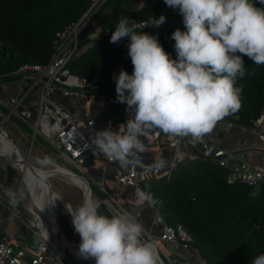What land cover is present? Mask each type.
Segmentation results:
<instances>
[{"label": "clouds", "instance_id": "9594fccd", "mask_svg": "<svg viewBox=\"0 0 264 264\" xmlns=\"http://www.w3.org/2000/svg\"><path fill=\"white\" fill-rule=\"evenodd\" d=\"M164 2L179 8L186 28L171 36L176 59L169 57L155 36L137 33L135 24L126 17L119 20L110 38L111 43L122 38L130 41L133 73L121 70L115 83L116 102L126 103L131 116L125 134L108 128L97 131L92 143L122 168L139 163L137 153L145 150L140 137L154 129L173 137L201 140L217 122L241 107L242 86L236 83L245 75L242 56L264 65V8L251 0ZM155 22L158 27L165 17L161 15ZM157 166L163 167L164 162ZM138 197L149 204L156 202L143 190ZM104 203L112 210L107 201ZM100 207V201L86 198L76 210L69 208L81 238L79 256L94 258L95 264H163L157 246L141 240L140 223L128 213L112 210L111 216L101 214ZM252 264H264V254Z\"/></svg>", "mask_w": 264, "mask_h": 264}, {"label": "built area", "instance_id": "2783aa9c", "mask_svg": "<svg viewBox=\"0 0 264 264\" xmlns=\"http://www.w3.org/2000/svg\"><path fill=\"white\" fill-rule=\"evenodd\" d=\"M107 1L92 0L89 8L79 20L56 33L54 52L48 63H25L12 73L18 76L24 85L21 91L11 96L7 103L0 101L1 105L9 109L7 113L0 111V116H3L4 121H9L12 116L26 121L33 129L31 147L37 142V133H41L61 158L78 169L80 173L74 171L77 175L83 174L84 178L87 175L90 179L85 178L89 184V189L84 191L85 198L88 195L93 201H100L104 211L110 216L113 214L112 210L119 214H130L142 225L141 240L157 246L163 264H193L191 260H185L178 255L179 246L184 251L198 254V249L191 244L192 236L186 229L181 224L166 223L160 209L154 204H148L153 210L150 224H143L139 219L141 214L129 212L123 204L121 188L132 187L139 192L143 190V183L148 180L164 177L169 181L180 165L190 158L202 156L227 168L229 183L241 182L258 190L264 187V166L248 162L245 149L217 146L208 139L207 134L201 140L194 141L191 136L173 137L164 134L159 129H154L147 136L140 137L145 150L137 153L139 163L127 168H122L118 162L108 159L95 147L92 140L97 131L109 128L123 135L126 133L125 124L131 116V113L126 110V103L116 102V94L99 91L90 78L79 76L70 69L72 60L79 52L81 35H84L90 43H95L101 35H109L110 30L101 27L97 20V15ZM147 2L148 0H139L134 7L141 9ZM161 15L165 16L164 10L147 19L131 18L129 21L135 24V31H141L139 34L147 33L156 37V33L144 30L156 25L155 20H158ZM57 96L90 99L96 101L102 110L118 107L122 125L117 124L115 118L111 116L101 121L95 117L84 119L75 117L65 106L58 103ZM239 117L235 115L230 120L221 121L229 129L237 125L243 129L253 128L264 141V112L254 121L252 127L239 124ZM0 123L4 124L3 121ZM151 146L164 147L165 152L142 164ZM260 149L264 151V146ZM93 156L100 157L102 161L99 178L91 176L85 169V162ZM161 161L164 162V166L158 167ZM110 173L111 176H109ZM91 180L103 192L100 200L94 196ZM0 187L4 190L1 184ZM12 194L0 193V203L11 212V219L7 221L0 237V264H68L60 253L61 248L65 250L72 264H94L91 259L86 260L72 252L70 245L79 251L81 238L80 241L70 239V236L63 231L58 210H56L59 218L57 221L60 222L61 235L56 229L57 222L52 226L53 224L48 222L45 215H41L38 210L36 212L26 205L21 194ZM6 195L10 199H7ZM11 198L16 200L15 204L11 202ZM105 201L112 206V210L106 207ZM19 203L25 207L24 212L18 208ZM67 211H69L68 208ZM16 221L26 228V232L31 233L35 242L33 246L25 243L28 238L26 234H18V231L14 229ZM68 222L73 232L76 233L70 213H68ZM20 238L23 239L22 242L19 241ZM65 242L67 243L63 244ZM203 264L207 263L203 260Z\"/></svg>", "mask_w": 264, "mask_h": 264}, {"label": "trees", "instance_id": "16d2710c", "mask_svg": "<svg viewBox=\"0 0 264 264\" xmlns=\"http://www.w3.org/2000/svg\"><path fill=\"white\" fill-rule=\"evenodd\" d=\"M91 1L0 0V84L20 79L12 73L25 63H48L56 33L79 20ZM138 1L108 0L97 20L110 30L109 35H101L95 43L85 37L80 40L70 69L90 78L99 91L117 95L115 80L120 71L133 73L129 39L110 42L121 18L143 20L164 10L165 22L144 31L156 33L169 57L177 58L171 36L177 29L186 31L179 8L167 6L164 0H148L138 9L134 7ZM251 2L264 8L260 0ZM242 59L245 75L236 83L242 86L241 107L222 120L239 115V124L252 127L264 112V65H255L247 56ZM143 191L151 193L166 223L186 229L207 264H252L264 254V187L255 190L245 183H229L227 168L194 158L180 165L169 181L158 177L144 182Z\"/></svg>", "mask_w": 264, "mask_h": 264}, {"label": "rangeland", "instance_id": "374dc122", "mask_svg": "<svg viewBox=\"0 0 264 264\" xmlns=\"http://www.w3.org/2000/svg\"><path fill=\"white\" fill-rule=\"evenodd\" d=\"M80 37L82 39L84 35H81ZM23 85L24 82L21 81V79L0 84V101L7 103L11 96L17 95L21 91ZM8 110H9L8 107L0 104L1 112L7 113ZM2 121L4 122L3 126L5 127V129H7L8 132H10L11 135L16 139V141L20 145L21 151L25 154V156L28 157V161L37 168L43 170L48 175V178L50 180L49 186L51 185L53 190L56 191L57 194L61 196L60 198L62 200L65 199L68 202V204L71 206V210H76L87 198V197L85 198L84 190L82 189L81 185L76 179L65 176L60 169L54 167H56L55 164H58L66 169L73 170L75 172L76 171L79 172L78 169H76L71 163L61 158L59 153L50 147L47 139L41 133H37V142L31 147L33 129H31L29 124L26 121H24L22 118H19L17 116H12L9 119V121H4L3 116H0V122ZM227 136L235 139V134L233 133H229ZM184 152H186V150ZM191 160L192 159L190 158L189 161ZM11 164H13L12 161H10L9 159L5 158V156L0 154V184L4 188L3 191V189H1L0 187V193H6V192L17 193V194L19 193L27 203H30L31 196L33 194L31 192L30 183L27 179L24 178L23 172L14 164H13L14 166H12ZM86 171L88 170L86 169ZM93 173L92 174L89 173V174L92 175L93 177H97V174L93 175ZM80 175H81L80 177L87 182V180L85 179L88 178L87 175H85V178L82 177L84 176L83 174ZM109 176H111V173L109 174ZM87 187L89 188L88 182H87ZM91 188L93 190L94 196L100 200L103 196V192L100 191V189L95 185V183L92 180H91ZM122 195H123L122 202L124 204L123 198L126 197L127 193H122ZM131 195L138 196V193H131ZM6 198L10 199L8 195H6ZM11 200H13V198H11ZM146 204L148 205L149 203L146 201ZM18 208L23 212L25 211V207L21 203L18 204ZM36 209L41 213V215H44L42 214L41 210L38 209L37 206L35 205V211ZM127 209L129 212H131L130 207H128ZM56 210L59 211L63 231L70 236V239L80 241L79 235L73 232V230L69 226L67 207L62 203H60V205L55 206L54 209L55 216L53 218L55 223L57 222V220H59ZM99 211L101 214L110 216L107 212L104 211L103 206L100 207ZM10 213L11 212L8 211V213L5 215V219H3L0 223H3L4 221V225H7V220L9 219L8 221H10L11 219ZM139 219L140 221L145 222L144 215H141ZM14 223H15L14 229H16L15 227H17L18 225H20L18 232H23V229L26 232V228L23 227L19 222L16 221ZM29 239L32 240L33 238L30 237ZM19 241L22 242L23 239L20 238ZM178 249H179L178 255L183 259L191 260L193 264H203V259H201L197 253L195 252L192 253L191 251L189 252L184 251L180 246ZM94 261L93 263L95 264Z\"/></svg>", "mask_w": 264, "mask_h": 264}, {"label": "crops", "instance_id": "0c3cea01", "mask_svg": "<svg viewBox=\"0 0 264 264\" xmlns=\"http://www.w3.org/2000/svg\"><path fill=\"white\" fill-rule=\"evenodd\" d=\"M57 101L61 105L65 106L75 117H79L82 119L88 117H95L98 118L99 121H101L104 118L111 116L115 118L117 124H120V126L122 125L121 113L118 107L109 110H102L96 101L83 100L77 97L57 96ZM229 133L235 134V139L228 137L227 135ZM207 137L211 142L215 143L219 147L245 149L244 151L245 157L248 162L254 165L264 166V151L260 149L261 147L264 146V141L259 137V135L253 128L243 129L240 125H237L229 129L223 121H219L217 122L213 130L207 133ZM164 152H165L164 147L151 146L150 148H148L147 153L143 158L142 164L147 163L148 161L153 159L156 155H159ZM85 166H86L85 168L88 170L87 171L88 173L92 174L94 172L93 175L97 174V177L98 176L100 177V170L102 166V161L100 157L97 156L91 157L85 162ZM121 190L122 193H127L126 197L123 198L125 206L127 208L130 207L131 213L133 214L140 213L141 215H144L145 216L144 220L146 223L142 221L141 222L145 225H149L150 217L153 210L149 207V205L146 204V201H141L137 195L134 196L131 195V193H139V192H137L132 187H125V186L122 187ZM7 213H8L7 208L0 203V214H1L0 222L3 219H5V215ZM5 227L6 225H4V221L3 223H0V237L3 231L5 230ZM15 228L17 231H19L20 225H18ZM24 232L25 231L23 229V232H18V234H26L28 238L26 239L25 243L31 244L33 246V244L35 243L34 239L32 240L29 239L31 237V233L29 231L25 233Z\"/></svg>", "mask_w": 264, "mask_h": 264}, {"label": "bare ground", "instance_id": "6f19581e", "mask_svg": "<svg viewBox=\"0 0 264 264\" xmlns=\"http://www.w3.org/2000/svg\"><path fill=\"white\" fill-rule=\"evenodd\" d=\"M19 147V146H18ZM0 154L5 156V158L9 159L13 162V164L18 167L20 170H22L21 166H19V162L25 163L27 166V169H23L24 178L27 179L30 183L31 192L33 193L31 196V202L27 203L24 199L23 201L26 203V205L35 211V205L38 209L41 210L42 214H44L50 224H53L54 226L55 222L53 220L54 218V209L56 205H60V203L66 205V207L69 209L71 206L66 202L64 199L62 200L60 195L57 194L56 191L53 193L49 192V183L44 178L48 176L43 170L40 168H37L33 164H31L28 161V157L25 156V154L19 149H17L16 145L10 141L4 130L0 129ZM43 162V161H42ZM11 164L12 166H14ZM56 168L60 169L61 172L67 176L71 177L73 179H76L79 184L81 185L82 189L84 191L88 190L87 182L78 176L73 170H69L64 168L63 166H60L58 164H55ZM87 198L88 195L86 196ZM23 198V197H21ZM59 207V206H58ZM37 211V209H36ZM67 242L63 243L66 244ZM70 245V243H68ZM70 248L72 252L79 255V251L72 245H70ZM92 261L94 259L90 258ZM95 262V261H94Z\"/></svg>", "mask_w": 264, "mask_h": 264}, {"label": "water", "instance_id": "95a60500", "mask_svg": "<svg viewBox=\"0 0 264 264\" xmlns=\"http://www.w3.org/2000/svg\"><path fill=\"white\" fill-rule=\"evenodd\" d=\"M0 128H2V129L4 130V132H6L8 139H9L10 141H12V143H13L14 145H16L17 149H19V148H20V145L18 144V142L16 141V139L11 135V133L8 132L7 129H5V127L3 126V123H0ZM18 146H19V147H18ZM20 150H21V149H20ZM200 158L206 159L205 157H202V156H201ZM19 166H21V168H22L21 171H22V172H23V169H24V170L27 169V166H26V164H25L24 162L21 163V164H20V162H19ZM27 170H28V169H27ZM28 171H29V170H28ZM44 179H45L46 181H48L49 184H50V180H49L48 176H46ZM49 192H50V193H53V192H54V191L52 190L51 185L49 186ZM56 212H57V211H56ZM56 229H57L58 234L61 235V234H62V229H61V226H60V222H59V221H57V223H56ZM60 253H61L62 257L64 258V260H65L68 264H72L71 261H70L69 256L67 255V253L65 252V250H64L63 248H61Z\"/></svg>", "mask_w": 264, "mask_h": 264}]
</instances>
